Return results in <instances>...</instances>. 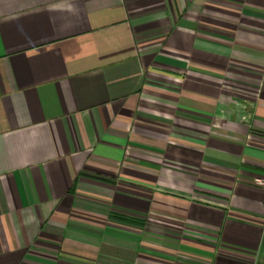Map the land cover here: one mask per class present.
Wrapping results in <instances>:
<instances>
[{"label":"crops","instance_id":"obj_1","mask_svg":"<svg viewBox=\"0 0 264 264\" xmlns=\"http://www.w3.org/2000/svg\"><path fill=\"white\" fill-rule=\"evenodd\" d=\"M264 0H0V264H264Z\"/></svg>","mask_w":264,"mask_h":264},{"label":"built area","instance_id":"obj_2","mask_svg":"<svg viewBox=\"0 0 264 264\" xmlns=\"http://www.w3.org/2000/svg\"><path fill=\"white\" fill-rule=\"evenodd\" d=\"M258 185L264 189V177H261L257 181Z\"/></svg>","mask_w":264,"mask_h":264}]
</instances>
